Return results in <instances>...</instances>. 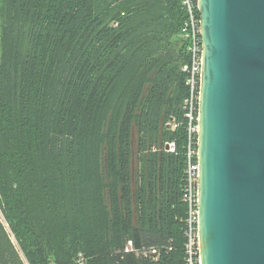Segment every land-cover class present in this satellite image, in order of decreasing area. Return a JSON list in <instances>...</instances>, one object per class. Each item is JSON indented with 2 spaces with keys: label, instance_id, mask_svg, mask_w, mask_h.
Segmentation results:
<instances>
[{
  "label": "trees",
  "instance_id": "obj_1",
  "mask_svg": "<svg viewBox=\"0 0 264 264\" xmlns=\"http://www.w3.org/2000/svg\"><path fill=\"white\" fill-rule=\"evenodd\" d=\"M183 20L179 0H0V210L28 264H184L182 156L159 152L185 139L165 127ZM0 264H24L1 221Z\"/></svg>",
  "mask_w": 264,
  "mask_h": 264
},
{
  "label": "water",
  "instance_id": "obj_2",
  "mask_svg": "<svg viewBox=\"0 0 264 264\" xmlns=\"http://www.w3.org/2000/svg\"><path fill=\"white\" fill-rule=\"evenodd\" d=\"M195 2L200 264H264V0Z\"/></svg>",
  "mask_w": 264,
  "mask_h": 264
},
{
  "label": "built area",
  "instance_id": "obj_3",
  "mask_svg": "<svg viewBox=\"0 0 264 264\" xmlns=\"http://www.w3.org/2000/svg\"><path fill=\"white\" fill-rule=\"evenodd\" d=\"M184 20L180 28V37L185 45L187 61L180 71L184 76L185 96L182 100L181 121L171 118L167 129L175 132L183 127L185 135L181 153L177 152L176 140L168 145L167 153L181 155L183 162L181 203L184 205L182 222L183 261L184 264H200L198 236V115L199 92L201 77L202 41L200 35L199 12L195 0H179ZM132 250L131 242L127 243L126 251ZM153 253L155 251L153 250Z\"/></svg>",
  "mask_w": 264,
  "mask_h": 264
},
{
  "label": "rangeland",
  "instance_id": "obj_4",
  "mask_svg": "<svg viewBox=\"0 0 264 264\" xmlns=\"http://www.w3.org/2000/svg\"><path fill=\"white\" fill-rule=\"evenodd\" d=\"M0 221L2 222V224H3V226H4L5 230H6V233H7L8 237H9L11 243L13 244V246L16 248V250H17V251L20 253V255L22 256V260H23L24 264H28V263L26 262V260L24 259L23 255L21 254L20 249H19V247H18L17 240H16V238H15V235H14V233L10 230V227H9V225L7 224V222L5 221V219H4V217H3V214H2V212H1V210H0Z\"/></svg>",
  "mask_w": 264,
  "mask_h": 264
},
{
  "label": "flooded vegetation",
  "instance_id": "obj_5",
  "mask_svg": "<svg viewBox=\"0 0 264 264\" xmlns=\"http://www.w3.org/2000/svg\"><path fill=\"white\" fill-rule=\"evenodd\" d=\"M166 125H167V123H165V127H166ZM163 146V145H162ZM160 151H163V152H165V153H167L165 150H164V148H159V152Z\"/></svg>",
  "mask_w": 264,
  "mask_h": 264
}]
</instances>
